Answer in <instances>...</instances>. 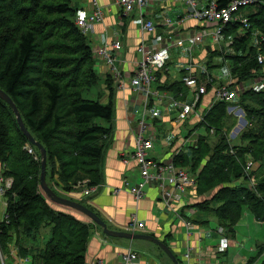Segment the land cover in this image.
<instances>
[{"label":"trees","instance_id":"16d2710c","mask_svg":"<svg viewBox=\"0 0 264 264\" xmlns=\"http://www.w3.org/2000/svg\"><path fill=\"white\" fill-rule=\"evenodd\" d=\"M232 1L217 3L222 9ZM256 1L253 7L243 10L249 29L241 22L225 29L231 52L226 53L224 47L209 49L208 70L216 67L214 57L222 56L231 61L226 68L236 84L253 81L264 73V64L258 61V56L264 55V0ZM78 12L73 0H0V88L17 105L30 133L46 148L47 182L66 198L74 189L81 191L77 186L84 181L89 187L103 183L104 151L111 141L115 107L113 98L104 105L85 97L98 85L100 76L91 41L76 25ZM166 71L157 73L156 89L171 91L178 100L185 101L180 90L189 91L184 81L186 71L181 70L186 74L181 82L161 85ZM223 83L217 78L213 82ZM113 85L110 77L111 97ZM210 90L207 86V93ZM214 95L215 91L213 99ZM230 107L245 111L250 127L240 134L237 145L229 139L235 127ZM205 111L201 109L204 119H199L190 133L205 127L207 135L174 158L177 167L189 170L195 178L196 194L203 198L189 207L212 214L230 235L236 234L247 211L264 224V91L246 90L234 103L216 102ZM254 121L259 123L258 132L253 129ZM28 146L15 114L0 99V161L5 167L4 176L14 180L5 195L8 218L0 222V244L9 254V246L14 243L19 256L30 259V264H87L95 225L79 212L56 207L48 200L40 187V152L33 146L35 154L31 155ZM250 161L255 167L247 173ZM78 202L104 220L86 200ZM44 228H50L51 237L42 247L34 245L32 241ZM262 257L264 245L247 264H264Z\"/></svg>","mask_w":264,"mask_h":264},{"label":"crops","instance_id":"0c3cea01","mask_svg":"<svg viewBox=\"0 0 264 264\" xmlns=\"http://www.w3.org/2000/svg\"><path fill=\"white\" fill-rule=\"evenodd\" d=\"M94 1H97L102 10L106 12L105 19L93 26L91 32L87 34V38L91 41L93 49L101 45L102 42L104 44L119 40L123 43L124 63L116 62V66L122 73L126 88L123 90L116 89L117 83L112 76L110 67L104 61L96 59V67L100 76L99 83H102V91H99L97 100L101 103L105 101L108 104L113 98L115 106L114 118L111 123L112 137L104 151L103 183L98 192L89 197L75 189L68 197L77 202L86 200L101 214L109 227L116 231L127 232L133 215L137 214L140 222L145 225V230L137 234L152 235L164 242L166 241L181 264H247L248 260L258 252L259 247L264 245V224L258 222L250 212L245 213V218L236 228V234L230 235L219 225L212 214L202 213L195 207H189V205L203 201V198L196 193L193 200L183 204L181 217L164 207L161 190L156 183L146 188V195L139 203H136L127 191H123L119 195L114 194V189L121 188L125 180L132 184L141 180L133 154L136 149L135 135L138 132V124L141 121L144 106L140 105L141 96L130 88L128 75L133 74L137 68V63L142 59L138 49L143 33L140 24L135 21L136 17L126 18L121 15L115 5L116 0H73V6L79 11L90 13L94 10ZM206 1L199 0L200 3ZM171 6L172 9L169 10ZM107 10H111V12L107 13ZM182 14L181 3L175 0H159L151 9L150 14V19L157 23V35H171L161 25V21L164 18H172L176 22ZM198 27L197 21L189 19L178 28L182 37L187 39ZM212 45H214L212 40L208 39L204 44H198L192 52L189 51V43L185 44L184 49L171 51L169 62L172 64L166 69L167 73L165 72L163 75L161 85L169 81L181 82V79L187 74V72L186 74L181 72L182 66L194 63L197 67H201V59L207 57V54L208 58L210 56L209 49L214 51ZM197 50L203 51V55L198 57ZM226 71L228 74L225 72L222 79L228 78L230 71L229 69ZM194 72H196L198 81L204 77L200 83L208 81L207 75L200 68L195 69ZM208 73L209 76L219 79L210 74L209 70ZM110 77L116 85V87L113 85V97H111V89L108 87ZM154 88L156 89V85ZM88 94L94 97L97 95L95 89L94 91L92 89ZM160 95L165 96V99L153 97L147 109L150 128L158 133L155 151L151 156L158 163L167 161L168 157L174 153L179 155L187 152L193 144L191 138L198 131L185 133L184 123L178 121V109L173 104L174 100H178L173 92L160 90ZM190 96H192L191 92ZM212 99L213 95L209 94L204 98V107L207 106L206 111H209L216 103ZM181 102L192 104L191 99ZM194 119L192 122L188 121L187 124L194 125L199 122L196 117ZM211 133L212 136L215 135L214 130ZM206 135L207 131L206 134L199 135L195 142L200 136ZM125 160L128 162L125 163ZM1 172L5 173V167L0 161ZM6 203V197L0 192V222L5 215ZM140 241V243H135V241L126 239L111 238L95 226L88 246L87 264H96L99 261L116 264L122 254L130 247H133L144 257L139 264H174L160 247L149 241ZM9 249L11 256H16L17 249L14 243L9 246ZM188 250L191 254L189 259L186 258Z\"/></svg>","mask_w":264,"mask_h":264},{"label":"built area","instance_id":"2783aa9c","mask_svg":"<svg viewBox=\"0 0 264 264\" xmlns=\"http://www.w3.org/2000/svg\"><path fill=\"white\" fill-rule=\"evenodd\" d=\"M159 0H116L115 5L121 15L126 18L136 17V23L142 27V40L139 46L141 61L137 63V68L132 75H128L130 88L141 96V106H144L142 118L139 122L138 132L135 135V152L133 158L137 162L140 174V181L132 184L128 180L124 181L121 188L114 189V194L119 195L123 191H127L136 201L141 200L146 195V188L156 183L161 190V199L164 207L171 213L181 217V208L186 201H189L191 193L196 189L197 184L195 178L186 169L179 168L174 163V158L178 154H174L168 161L160 163L153 160L152 153L155 151L157 139L154 137V131L148 123V104L153 97L162 99L160 91L154 86L158 82L157 73L166 70L167 64L171 60L170 52L175 49H184L185 44L189 43V51L195 50L198 44H204L206 40L211 39L214 45L221 44L225 36V29L229 24L241 22L246 29L250 28L249 20L244 16L243 10L254 5L256 0H233L226 8H219L217 0H207L200 3L199 0H175L182 5L183 14L176 22L172 18H164L161 25L169 32V36L157 35L158 26L150 19L151 9ZM94 10L90 13L79 11L76 18V25L80 31L87 36L96 23H101L105 19V11L99 6L97 1L93 3ZM172 6L169 7V10ZM111 10H107V13ZM193 19L198 22L199 27L190 34L187 39L182 37L179 26L181 27L187 20ZM178 26V27H177ZM168 39V42H167ZM264 41V38H263ZM260 41H258V44ZM124 45L121 41H113L111 43L102 42L101 45L95 47L94 57L104 61L111 69L113 78L117 83L116 89L123 90L126 88V82L123 80L122 73L116 66V62L124 63L122 54ZM259 64H264V55L258 56ZM187 72L184 78L186 85L192 89L198 96L196 103L182 104L180 101H173V104L178 109V121L182 122L190 118L192 115L199 118L201 121L204 115L196 111V105L202 94L207 93V86L214 82L213 77L209 76L208 70L203 67H197L194 63L187 66H182ZM200 68L207 75V83L201 87L195 69ZM225 85L214 87V101H224L234 103L238 98L237 91L233 88L236 84L231 77ZM28 153L35 154L33 146L26 147ZM233 152V151H232ZM125 163L128 161L125 160ZM253 162L250 161L246 167V172L253 168ZM14 183L13 178L5 177L0 173V192L6 195V192L12 188ZM88 181L79 184L77 188H81L84 196L89 197L102 186L89 187ZM6 197V196H5ZM189 203V202H187ZM8 217L4 215L3 220ZM191 226V225H190ZM145 230V225L140 222L137 214H134L128 226L127 232L141 233ZM191 251V249H190ZM188 250L186 258L189 259L191 254ZM143 256L130 247L122 254L116 264H139L143 261ZM4 255L0 245V261L5 262ZM18 264H30V259L19 258ZM16 263V264H17ZM96 264H110L105 261H99Z\"/></svg>","mask_w":264,"mask_h":264},{"label":"rangeland","instance_id":"374dc122","mask_svg":"<svg viewBox=\"0 0 264 264\" xmlns=\"http://www.w3.org/2000/svg\"><path fill=\"white\" fill-rule=\"evenodd\" d=\"M254 5H252V6H250V7H248L247 9H249V8H251V7H253ZM226 39H225V36H224V39L221 41V44H218V45H212V49L213 50H221V48H225L227 51H226V53H230L231 51L229 50V47H230V42H227V41H225ZM197 56L198 57H200L201 55H203V51H201V50H197ZM202 58V57H201ZM200 58V59H201ZM208 63H209V59H208V54H207V57H205L203 60L201 59V67H204V68H206L207 69V65H208ZM231 63V61H225V59H224V57H222V56H216V57H214V60H213V65H215L216 67L215 68H212V69H210V73L212 74V75H214V76H216V77H218L221 81H223L224 83L223 84H220V85H215V84H212V85H208V86H211V90L208 92V93H206V94H202L201 96H200V98H199V101L197 102V105H196V111L197 112H201V109H205L206 107H204V98L206 97V95H213V92L214 91H212L213 89H214V87L215 86H217V87H221V86H223V85H225V83H228L227 81L232 77V74H231V72L229 73V75H228V78H225V79H222V77L225 75V72L228 74V72L226 71L227 69H226V67L227 66H229V64ZM106 64V63H105ZM120 64H122L121 62H120ZM216 79V78H215ZM228 79V80H227ZM227 80V81H226ZM206 81H204V83H200V86L201 87H203V86H205L206 85ZM218 84H219V82H218ZM244 84V85H243ZM243 84H241V83H238V84H234L233 86V88L237 91V93H238V97L240 96V95H242V94H244L245 93V91L246 90H254V91H256V92H260V91H264V73L263 74H260V75H258L255 79H253V81H251V80H249V81H247L246 83H243ZM100 85V86H99ZM99 85H97L95 88H93V91H94V89H95V93L97 94L95 97L94 96H90L89 94H88V92L85 94V97L87 98V99H91V100H97L98 99V94H99V91L101 92L102 91V89H101V87H102V83L100 82L99 83ZM190 88V87H189ZM189 90V89H188ZM134 91V90H133ZM182 93H183V98H187V95H189V98H187L186 99V101H189V99H191V101H192V104H195L196 103V100H197V98H198V96H197V94H196V92H195V89H192L191 88V90H189V91H186V88H182V90H180ZM190 92L192 93V96H190ZM214 98H215V95H214ZM162 99H165V96H163V98ZM161 99V100H162ZM176 101H180V100H176ZM216 102H220V101H217L216 100ZM102 103L104 104V105H106L107 104V102H105V101H102ZM180 103H182V104H186V105H188L187 103H184V102H181L180 101ZM189 105H191V104H189ZM251 106H253L254 108H256V109H260L259 108V106L256 104V103H253V102H251V104H250ZM206 110V109H205ZM206 112V111H205ZM240 112V113H239ZM202 113V112H201ZM229 113H231V115L233 116V122H232V124H235V127L234 128H232L231 129V132H230V136H229V139H230V141H232V144L234 145H236V144H239L241 141H240V138H239V136H240V134L244 131V130H246L247 128H250V127H248V123H247V120L246 119H248V117H247V115H246V113H245V111H243L240 107H230L229 108ZM195 118V115H192L190 118H188L187 120H185V121H182V123H184V127H185V133H188V131H190L192 128H193V124H188L187 126H185L187 123H188V121H190V122H192L193 120H195L194 119ZM197 118V117H196ZM198 120H199V118H197ZM254 126H253V129H254V131H259V129H260V127H259V123H257L256 121H254ZM236 129H237V131H236ZM240 129V130H239ZM198 130V131H197ZM196 131V133H195V135L191 138V141H192V147L193 146H195V141H196V139H197V137L199 136V135H204V134H206V130H205V128H199V129H197ZM235 135V136H234ZM154 137L157 139L158 138V133L157 132H154ZM213 137H214V135H213ZM215 141H216V139H215ZM175 154V153H174ZM174 154H172L170 157H168L169 159L174 155ZM168 159V160H169ZM167 160V161H168ZM206 160H209L208 158L207 159H204V160H202L201 161V163L202 164H204L205 163V161ZM138 166V165H137ZM253 167H255V166H253ZM253 169V168H252ZM252 169L249 171V172H247V173H250L251 171H252ZM189 171V170H188ZM192 171V170H191ZM55 178L57 179L58 178V175H56L55 176ZM243 181V180H242ZM253 181L254 180H252V183H253ZM56 184V183H55ZM57 187V186H56ZM195 193H196V189L191 193V195H190V198H189V200H193V198H194V195H195ZM52 203V202H51ZM52 204H54V203H52ZM54 206H56V207H61L60 205H57V204H54ZM66 210V209H65ZM78 215L80 216V214L78 213ZM245 218V217H244ZM87 220L89 221V219L87 218ZM90 223H93V222H91V221H89ZM96 227H97V225L95 224V223H93ZM244 234H245V231H244ZM51 237V230H50V228H44L42 231H41V233H40V235H36V238H35V240L34 241H32V243L34 244V245H38L39 244V246H44L45 245V242L47 241V240H49V238ZM246 237H247V235H246ZM41 239L43 240V241H41ZM239 240H241V237H239ZM141 241L140 240H135V243H140ZM30 244H31V242H30ZM1 245V244H0ZM1 248H2V251H3V253H4V255L6 256V260H5V262H6V264H15V263H17V261H18V259L19 258H21L20 256H19V254H18V250H16V256H14V255H12L11 256V252L9 253V254H7L6 252H4V250H3V247L1 246ZM9 255V257L7 256V255ZM264 257H262V259H263ZM23 259H26V258H23ZM1 262V261H0ZM2 264V263H1ZM18 264V263H17Z\"/></svg>","mask_w":264,"mask_h":264},{"label":"water","instance_id":"95a60500","mask_svg":"<svg viewBox=\"0 0 264 264\" xmlns=\"http://www.w3.org/2000/svg\"><path fill=\"white\" fill-rule=\"evenodd\" d=\"M0 99L5 101L10 108L12 109L13 113L16 116L18 125L23 132V134L28 139L29 143L36 147L41 156V176H40V187L42 191L45 193L46 197L49 201H51L54 204L64 206L70 209H73L86 218L89 219V221L95 223L97 226H99L103 233L111 238H117V239H126L129 241H135V240H143V241H149L160 247L173 261L174 264H181L180 260L177 258V256L174 254L172 249L162 240L156 238L152 235L147 234H137V233H129V232H123V231H116L109 227L106 221H104L97 213H95L93 210L85 206L84 204L74 201L72 199H68L66 197H62L58 195L48 184L47 182V150L46 148L38 142L34 136L30 133L28 128L26 127V124L23 120V117L17 107V105L14 103L12 98L5 93L0 88Z\"/></svg>","mask_w":264,"mask_h":264}]
</instances>
